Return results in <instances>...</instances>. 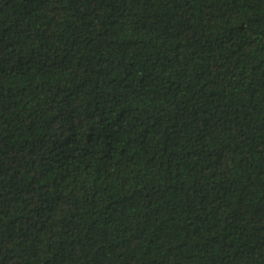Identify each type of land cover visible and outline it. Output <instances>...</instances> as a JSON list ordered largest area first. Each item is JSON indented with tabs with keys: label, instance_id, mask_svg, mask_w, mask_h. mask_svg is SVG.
Returning a JSON list of instances; mask_svg holds the SVG:
<instances>
[{
	"label": "trees",
	"instance_id": "trees-1",
	"mask_svg": "<svg viewBox=\"0 0 264 264\" xmlns=\"http://www.w3.org/2000/svg\"><path fill=\"white\" fill-rule=\"evenodd\" d=\"M0 264H264V0H0Z\"/></svg>",
	"mask_w": 264,
	"mask_h": 264
}]
</instances>
